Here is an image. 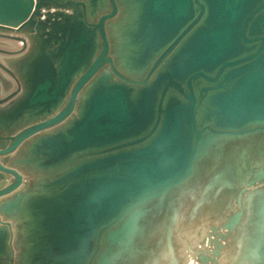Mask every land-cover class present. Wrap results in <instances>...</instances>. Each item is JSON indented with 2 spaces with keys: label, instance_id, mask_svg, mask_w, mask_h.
Instances as JSON below:
<instances>
[{
  "label": "water",
  "instance_id": "obj_1",
  "mask_svg": "<svg viewBox=\"0 0 264 264\" xmlns=\"http://www.w3.org/2000/svg\"><path fill=\"white\" fill-rule=\"evenodd\" d=\"M7 33L28 46L0 56V264H112L133 216L164 237L142 254L187 217L233 264L264 253V0H0Z\"/></svg>",
  "mask_w": 264,
  "mask_h": 264
},
{
  "label": "rangeland",
  "instance_id": "obj_2",
  "mask_svg": "<svg viewBox=\"0 0 264 264\" xmlns=\"http://www.w3.org/2000/svg\"><path fill=\"white\" fill-rule=\"evenodd\" d=\"M190 197V195L185 198L182 197L180 201L189 203L193 201ZM236 207L239 208L238 203H236ZM162 218V215L158 213L149 212L147 218L142 220L141 224L146 226L147 232L151 222L156 225ZM189 220V217L181 221L178 220L174 226L173 246L176 252L177 264H189L190 260H195L196 264H233L232 260L236 259L235 257L242 248L240 241L235 242V236H232L231 239L228 238L229 231L226 228L220 227L218 231L215 230L216 222L202 223L200 224L201 226L199 225L200 227H195L189 232L186 230ZM204 229L206 232L201 236V232ZM242 233L241 237L246 238L253 247L263 236V232L256 226V222L247 225ZM163 238L162 234L155 241L149 237L146 244L141 240H137L136 247H140V250H143L144 248L142 247L146 245L148 247L153 246V243H157ZM15 248L16 258H18L21 255L18 239L15 240ZM135 254L137 256L136 264H143L144 260L153 256L151 254H142L140 251H136ZM16 264H19V262L17 261ZM112 264H125V261L114 259Z\"/></svg>",
  "mask_w": 264,
  "mask_h": 264
},
{
  "label": "clouds",
  "instance_id": "obj_3",
  "mask_svg": "<svg viewBox=\"0 0 264 264\" xmlns=\"http://www.w3.org/2000/svg\"><path fill=\"white\" fill-rule=\"evenodd\" d=\"M139 234V218L133 216L125 226L123 238L118 245V250L114 253V258L125 261V264H136V242ZM143 264H176L174 249L164 246L155 255L144 260ZM189 264H196V261L190 260ZM237 264H241V262L237 261ZM242 264H264V253L257 248L245 257Z\"/></svg>",
  "mask_w": 264,
  "mask_h": 264
},
{
  "label": "flooded vegetation",
  "instance_id": "obj_4",
  "mask_svg": "<svg viewBox=\"0 0 264 264\" xmlns=\"http://www.w3.org/2000/svg\"><path fill=\"white\" fill-rule=\"evenodd\" d=\"M6 36L7 37H5V38H0V50L1 51H6V54L1 52L0 56L11 57L12 56V55H10L11 53H19L20 54V53H23L24 51H26L27 46H28L27 41L25 43L23 41H17V40H15L13 38H10V37H15L11 33H7ZM2 87H3V85H2ZM17 91H18V86L14 82V88H10V91L7 94L3 95L2 99L9 97L10 95L16 93ZM9 101H11V99ZM9 101H6L5 104L8 103ZM6 157H8V156L0 157V161H1L2 165L6 166V167H12L13 168L14 166L12 165V162H14V158H6ZM18 172L22 176V181H25L26 180L25 179V175L22 172H20V171H18ZM0 173L8 176V178L6 180L7 183L5 185H3V188L11 185L16 180V176L13 175V174H8V173L3 172V171H0ZM0 182H2V181H0ZM9 196L10 195L3 196L0 199L4 200L6 198H9ZM1 220L3 222H8V221H6V220H4L2 218H1ZM16 239H18L19 246H20V251H22V248L24 247L23 244H22V242H23L22 234L20 235L19 233L16 232V237L14 238V241H13L14 242V244H13L14 247H15V240ZM9 253H12V250L10 248H9Z\"/></svg>",
  "mask_w": 264,
  "mask_h": 264
},
{
  "label": "bare ground",
  "instance_id": "obj_5",
  "mask_svg": "<svg viewBox=\"0 0 264 264\" xmlns=\"http://www.w3.org/2000/svg\"><path fill=\"white\" fill-rule=\"evenodd\" d=\"M156 232H154V234H155ZM157 235V234H156Z\"/></svg>",
  "mask_w": 264,
  "mask_h": 264
}]
</instances>
